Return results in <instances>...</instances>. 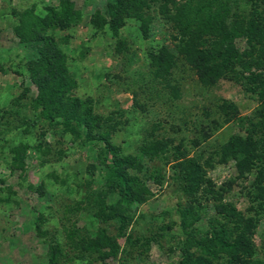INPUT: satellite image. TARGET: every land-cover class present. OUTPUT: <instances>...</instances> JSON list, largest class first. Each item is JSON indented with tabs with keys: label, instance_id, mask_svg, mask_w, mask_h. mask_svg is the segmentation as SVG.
<instances>
[{
	"label": "rangeland",
	"instance_id": "1",
	"mask_svg": "<svg viewBox=\"0 0 264 264\" xmlns=\"http://www.w3.org/2000/svg\"><path fill=\"white\" fill-rule=\"evenodd\" d=\"M234 1L238 0H226L236 15L225 21L226 30L234 26L233 20H252L250 5L239 0L234 6ZM103 3L0 0V264H48L51 245L57 247L54 264L188 263L179 248L184 241L180 209L204 205V199L195 200L194 192L204 190V178L211 180L213 191L224 188V181H234L233 162H216L218 144L236 128L222 124L220 106L231 100L245 113L257 103L255 98L242 92L240 81L228 77L202 88L184 53L170 39L175 33L173 22L155 8L145 9L151 17L145 32L131 16L124 18L116 34L107 24L99 29ZM257 6V19L263 25L264 2ZM69 12L65 25L63 18ZM172 15L173 9L168 16ZM209 35L206 48L214 42L212 32ZM244 36L234 39L240 48L247 45ZM51 46L64 56L66 84L60 87V100H80L76 109H71L73 104L43 106L35 101L47 93L39 78L46 77L48 87L54 85L43 59ZM163 46L171 57L168 69L156 68L151 61ZM85 107L98 122L110 118L117 128L110 141L139 163L128 169L137 179L138 202L122 204L123 236L118 235V218H99V200L110 203L114 194L99 179L92 142L81 144L61 123ZM210 119L219 125L208 134ZM153 137L166 141L167 150L151 158L141 155V146ZM195 137L202 143L197 149L191 144ZM199 148L206 150L201 159L196 154ZM253 171L242 185L251 183ZM189 174H195L193 182L198 186L187 191ZM244 192L233 186L225 200L244 212L255 196L254 190L248 196ZM256 202L263 203L264 197ZM254 219L251 242L256 254L250 258L264 263V217ZM198 222L192 226L201 227ZM98 231L116 241L115 256L104 258L106 248H93ZM190 245L183 250L195 254L198 246Z\"/></svg>",
	"mask_w": 264,
	"mask_h": 264
},
{
	"label": "trees",
	"instance_id": "2",
	"mask_svg": "<svg viewBox=\"0 0 264 264\" xmlns=\"http://www.w3.org/2000/svg\"><path fill=\"white\" fill-rule=\"evenodd\" d=\"M240 1L250 5L252 20H233L232 23L235 22V24L230 30L224 28V23L229 17H236V15L226 5V0H104L103 3L99 29L102 28L101 25L107 24L108 29L116 34L118 28L124 25V18L131 16L138 21L139 28L145 32L147 23L151 19L149 15H146L145 9L155 8L161 17L173 22L172 27L175 33L170 35V39L174 42V47H178L179 52L184 53L186 62L194 70L197 83L202 88L208 89L220 78L228 77L238 83L240 81L242 92L250 99L254 97L257 101L253 108L245 113L239 112L234 101H222L220 106L222 124L236 128L229 133L225 141L218 144L215 153L216 162L225 163L228 159L231 160L236 175L234 181H224L225 187H219L218 191H213L211 180L204 178L202 183L205 186L204 190H194L195 200L204 199V205L196 206L195 210L180 209L179 223L184 234V241L179 248L183 252L182 259H188V263L183 261L181 264H212L213 260L215 264H264L250 258L256 254L251 242L255 225L254 217H264V202H256L264 197V24L262 25L257 19L258 6L255 7L257 2H264V0ZM240 1H234V6ZM166 3H170L171 6L166 7ZM63 5L69 6L65 3ZM171 9L174 10L172 16L175 17L168 16ZM74 14L78 16L77 13ZM263 16L264 10L261 18ZM70 17V12L64 15L65 25ZM210 32L213 34L214 42L211 48H206L204 43L207 37H210ZM242 34H245L242 38L247 45L240 48L234 39ZM32 39L35 40L33 37ZM42 40L44 41V38ZM160 49L157 57H152L151 61L156 68L162 66L168 69L171 57L167 56L169 54L164 51V46ZM63 57L62 51L51 46L49 56L43 58L49 67L48 78L54 81V85L48 87L46 77L38 79L47 93L38 95L35 100L37 104L43 106L52 103L73 104L71 109H76V105L81 103L77 99L60 100V87L66 84L62 76ZM169 85L172 84L169 83ZM170 88L177 91L175 84ZM71 114L72 116L63 119L61 123L74 134L78 141H81V144L88 145L90 141L92 142V158L97 162L99 179L114 194L113 201L110 203L106 204L99 200L101 203L99 218H118L121 231L124 224V215L121 214L122 204L134 200L138 202L137 179L128 169L139 163L135 156L124 155L121 147L110 141L111 134L116 128L110 118L107 117L104 121L98 122L89 107L79 112L73 111ZM218 125L219 123L215 120H208L209 132L207 133L210 134L216 130ZM208 134L204 133L205 136ZM191 144L194 149H197L202 143L195 137L191 139ZM165 150H167L166 141L153 137L141 146V155L146 154L151 158ZM205 152L204 148H199L196 154L201 159ZM190 166L195 167L194 171L197 174L196 164L192 163ZM252 169L254 171L250 185L247 183L242 185L241 181L245 180L246 174ZM194 176L195 174L193 177L192 174L188 175L191 179H187L189 183L185 184L186 190L190 186L195 188L198 186L193 182ZM233 186L244 188L245 196L252 194L253 190L255 192V196L248 205L250 208L244 212L237 210L230 200H225ZM197 221L202 224L199 228L192 226L193 222L197 223ZM205 226L209 227L208 231L204 230ZM118 235L123 236L122 231ZM128 238L129 235L125 237V240ZM91 244L94 249L106 248L103 251L104 258L115 256L118 249L116 241L102 231L96 233ZM190 244L198 246L196 248L198 252L194 250L195 254H188V249L183 250L185 245L191 246ZM56 255L57 247L51 245L47 255L48 264L55 263Z\"/></svg>",
	"mask_w": 264,
	"mask_h": 264
}]
</instances>
